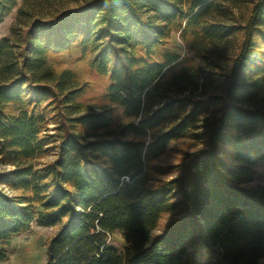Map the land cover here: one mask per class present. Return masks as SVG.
<instances>
[{
	"label": "trees",
	"instance_id": "trees-1",
	"mask_svg": "<svg viewBox=\"0 0 264 264\" xmlns=\"http://www.w3.org/2000/svg\"><path fill=\"white\" fill-rule=\"evenodd\" d=\"M19 1L20 17L50 0H0V23ZM39 13L0 39V241L36 224L55 229L45 264H259L264 187L245 184L264 161V0ZM71 48L101 80L95 102L54 63ZM183 139L195 148L159 161Z\"/></svg>",
	"mask_w": 264,
	"mask_h": 264
},
{
	"label": "rangeland",
	"instance_id": "rangeland-1",
	"mask_svg": "<svg viewBox=\"0 0 264 264\" xmlns=\"http://www.w3.org/2000/svg\"><path fill=\"white\" fill-rule=\"evenodd\" d=\"M84 1L86 0L42 1L35 3L28 9L27 14H22L20 17L19 6L21 3L19 1L18 5L14 7L0 23V39L12 32H23L31 22L32 16L40 14L39 12L44 15L49 14L48 16H50L62 8H75ZM13 29L15 31H13ZM168 46L181 55L194 54L181 39L179 32L172 33L169 38ZM54 63L57 68H73L78 72L81 79L89 80L95 88L87 94V97L89 96L88 99L90 102H95V97L99 94V91L102 88L97 85L101 83V80L95 76L89 68L87 56L82 58L80 57L77 48H71L66 52L57 54ZM50 126H53V123L50 124ZM194 148L195 146L192 147L191 141L188 139L175 141L171 143L170 150L159 161L162 163L176 162L182 158V150L189 151ZM52 157L53 156L50 155L46 159H51ZM3 168H5L6 171L11 169L9 166H4ZM256 169V180L246 183L245 186L253 188L258 186L264 187V161H261ZM170 218V216L164 217L162 223H166ZM54 231L55 229L53 227L33 224L27 231L17 234L9 239L1 240L0 247H3L8 251L9 258L0 264H45L47 241ZM108 244L119 250H123L126 245V240L119 233H114L109 236ZM259 264H264V258L259 261Z\"/></svg>",
	"mask_w": 264,
	"mask_h": 264
}]
</instances>
